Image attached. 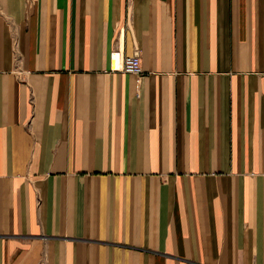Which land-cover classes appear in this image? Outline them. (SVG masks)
Segmentation results:
<instances>
[{
  "label": "crops",
  "instance_id": "crops-1",
  "mask_svg": "<svg viewBox=\"0 0 264 264\" xmlns=\"http://www.w3.org/2000/svg\"><path fill=\"white\" fill-rule=\"evenodd\" d=\"M0 264H264V0H0Z\"/></svg>",
  "mask_w": 264,
  "mask_h": 264
},
{
  "label": "built area",
  "instance_id": "built-area-1",
  "mask_svg": "<svg viewBox=\"0 0 264 264\" xmlns=\"http://www.w3.org/2000/svg\"><path fill=\"white\" fill-rule=\"evenodd\" d=\"M112 71L133 74L139 77L143 75V67L139 53L132 57H124L121 52H114L112 55Z\"/></svg>",
  "mask_w": 264,
  "mask_h": 264
}]
</instances>
